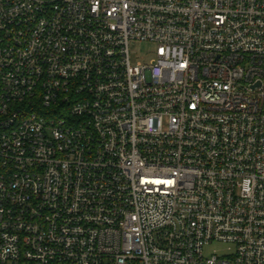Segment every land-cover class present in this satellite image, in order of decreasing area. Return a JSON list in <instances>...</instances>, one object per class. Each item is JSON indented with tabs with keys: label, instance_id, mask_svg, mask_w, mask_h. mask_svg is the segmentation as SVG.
Listing matches in <instances>:
<instances>
[{
	"label": "built area",
	"instance_id": "built-area-1",
	"mask_svg": "<svg viewBox=\"0 0 264 264\" xmlns=\"http://www.w3.org/2000/svg\"><path fill=\"white\" fill-rule=\"evenodd\" d=\"M0 264H264V0H0Z\"/></svg>",
	"mask_w": 264,
	"mask_h": 264
},
{
	"label": "rangeland",
	"instance_id": "rangeland-1",
	"mask_svg": "<svg viewBox=\"0 0 264 264\" xmlns=\"http://www.w3.org/2000/svg\"><path fill=\"white\" fill-rule=\"evenodd\" d=\"M154 47L152 45L146 44V43H141L138 44L137 47L134 49L135 54L133 55V60L135 63L139 62L141 60L142 57L144 58H148L147 54L149 52L154 51ZM217 250L220 253H223L225 251L228 250V248H226V246L223 245H214L213 247H210L206 250L207 254H214V251Z\"/></svg>",
	"mask_w": 264,
	"mask_h": 264
}]
</instances>
